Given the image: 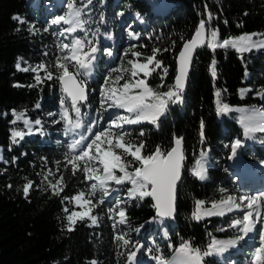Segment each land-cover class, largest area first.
<instances>
[{
	"label": "trees",
	"instance_id": "1",
	"mask_svg": "<svg viewBox=\"0 0 264 264\" xmlns=\"http://www.w3.org/2000/svg\"><path fill=\"white\" fill-rule=\"evenodd\" d=\"M87 4L88 0H77L78 6ZM37 8L30 0H0V147L3 155V160H0V264H91L92 261L97 264H128V255L136 249L137 242L143 245L144 251L149 252L151 248L154 254L155 246H158L170 258V243L175 246L182 240H189L195 247L204 250L212 235H232L234 228L229 227V215L204 216L196 220L192 213L197 200L210 204L229 192L242 191L230 182L234 181L228 179V174L220 166L227 161L232 140L241 135L238 111L230 110L220 118L216 110V93L219 90L222 102L232 108L260 102L257 94L264 88V48L237 53L231 47L213 50L203 46L195 54L182 102L169 105L157 127L149 123L135 124L127 137L134 142H145L143 155L155 150L157 145L165 151L170 149L174 136L183 138L185 161L177 186L174 216L160 226L167 232L165 236L161 231H151L147 225L150 219L157 217L150 197L130 199L128 182L118 186L110 181V189L121 188L124 203L120 207L127 215L126 223H117L119 208L115 207V201L103 197L100 190L95 191L98 196H89L84 172L78 170L73 174L71 165L67 164L66 155L71 158L82 148L78 153L69 152L63 131L64 119L60 115L66 108L71 119L78 117L56 78L59 72L53 67V78L47 79L41 70L42 82L37 83V73L16 67L19 58L47 66L54 65L58 56L68 55V50H61L60 47L64 42L58 40L47 25V18L61 8L56 6L54 14L46 18L38 14ZM126 8L137 12L146 22L145 26L136 23L134 27L139 38L126 45H116L110 60L100 53L96 76L91 81L78 74V79L87 85L89 91L87 101L79 103V118L87 138L95 128L91 119L97 108L94 91L103 84L104 76L113 66L130 68L128 60L133 59V51L142 53L137 58L144 60L152 54L153 48L160 49L157 59L163 67L148 76L147 83L166 92L174 84L176 53L201 19L218 30L219 41L241 33L264 34V0H168L167 6L160 10L153 0H92L82 13L86 23L79 34L82 36L87 32L95 41L104 33H109L115 40L122 21L127 17L124 13ZM209 12L212 13L210 21ZM14 16L20 19H13ZM213 59L216 61L215 78L210 71ZM67 63L69 71L77 73L74 62ZM164 68H167L168 74L163 77ZM128 76L132 79L130 73ZM244 86L248 90L241 95L239 90ZM13 110L27 112L33 119L40 120L44 127L42 134L36 132L19 144H13L10 133ZM57 114L58 118L48 126L47 120ZM201 121L204 123L203 140L200 136ZM112 131L118 132L115 129ZM261 136L264 138V133ZM247 149L249 147L243 149L245 154L252 155ZM257 151L252 156L263 158V147L257 146ZM200 152H207L211 162L205 180H199L188 171L192 156ZM98 165L99 162H96ZM136 166L139 165H133ZM61 176L64 179L63 190L60 195H54L49 182L54 183ZM28 180L33 184L26 198L23 185ZM242 186L247 188L246 183ZM79 191H84L85 196L96 204L92 211L98 217V223L91 224L85 217L84 220H77L73 230L68 231L66 217L77 209L71 198ZM101 200L103 202L98 203ZM110 208L113 209L111 213ZM65 209L68 211L65 212ZM118 235H124L129 244L118 241ZM252 243V240H244L241 248L254 246ZM238 251L230 258L239 263L243 259ZM203 263L221 264V261L211 256L205 257Z\"/></svg>",
	"mask_w": 264,
	"mask_h": 264
},
{
	"label": "snow or ice",
	"instance_id": "2",
	"mask_svg": "<svg viewBox=\"0 0 264 264\" xmlns=\"http://www.w3.org/2000/svg\"><path fill=\"white\" fill-rule=\"evenodd\" d=\"M92 0H88L87 5H77V0H68L66 5L67 12L65 15L57 16L51 21L52 25L63 24L68 27L63 28L59 35L63 36L65 33H75L78 29L84 30L85 21L82 18V13L87 9L88 5H91ZM207 10V9H206ZM122 14V13H121ZM13 19L19 20L20 17L14 16ZM212 19V13H208V21ZM104 21L103 14H101V22ZM48 29H45L47 31ZM31 31V29H30ZM218 30L213 29L210 24L206 23L204 19H201L191 37L184 42L177 59V75L173 85L168 87V91L161 92L158 89H154L147 83V77L150 76L156 69L163 67L162 62L157 59V54L160 49L153 48L152 54L145 58V62L141 63L138 60H129L128 64L130 68L114 69L113 72H127L130 73L132 79H126L120 87H107L110 77L106 78L105 86L101 88V104L104 106L107 103V108L125 109L129 116H121L117 119L109 122V127L98 131L95 136L91 138V142L87 143L86 147L82 148L77 155H72L67 159V164L71 165L73 174L76 171L81 170L85 174V179L95 181L91 185L92 191L89 192V196L93 195L96 190L102 192L103 197H107L110 194L108 182L112 181L116 185H123L128 182L132 185L128 189V197L130 199L138 198L143 200L145 197H151L155 203L153 207L156 209L157 217L161 220L165 218H171L175 212V200L176 189L178 181L181 179V169L183 167L184 152L182 147V137L174 136V146L168 150H164L161 146L157 145L155 150L151 151L147 155L142 154V150L146 148V144L143 140L132 141L127 137L130 133L123 131L124 124H139L143 121L150 122L153 125L158 126L159 119L164 116L170 104L182 102V94L184 91L185 81L188 77V70L192 61L193 52L202 46H207L210 49L216 48H228L235 49L237 53L249 52L252 49L264 48V39L256 40L254 37L262 36L264 34L258 33H244L236 37H228L222 41L217 40ZM95 35V33H93ZM131 36L139 34L129 33ZM87 32H85L84 38H73L71 43H62L60 45L61 50H68V55L65 57H57L54 65H45L40 63L34 68L21 69L20 61L18 60L16 67L22 71H32L37 73L35 80L37 83L42 82V77L39 75L43 70L47 79L53 78V67L59 72L56 77L59 79L62 90L71 98V109L77 114L78 119L73 121L69 116L68 109H63L62 119L65 120L67 131H73L80 128L81 122L79 117L81 115L79 103L87 100L86 84L79 80L78 74L88 76L93 62L97 58L96 54L99 51L94 42L87 41ZM86 49V50H85ZM108 55H112L111 49H104ZM134 57H140L142 53L133 51ZM67 61H74L77 66V73L69 71V64ZM154 65V67H150ZM86 70L80 73L79 70ZM167 68H164V75L167 74ZM210 71L212 76H216V61L212 60L210 65ZM140 73H143L144 79H136ZM247 75V73H246ZM121 79L122 75H116L115 80L111 83L116 84ZM20 86V85H16ZM34 85H30L32 87ZM242 93L244 90H241ZM264 95V92L261 93ZM217 96V114H225L230 111L229 106L221 104L219 102L220 91L216 93ZM110 101V103H108ZM61 103H64L62 99ZM256 112V110H253ZM13 114L16 115V119L22 118L23 113H16L13 110ZM256 116L260 119L257 122ZM119 121H123L120 123ZM15 123V121H13ZM25 125L30 122L25 120ZM35 124L39 125L40 120H36ZM243 125V133L246 138H253V134L260 132L264 133V112H256L255 116H249L241 119ZM112 128L121 129V131L114 133ZM204 123L201 121V140L204 137ZM32 129H29L31 132ZM40 131V129H35ZM28 134L24 131L15 130L12 131V143H18L19 139H23ZM141 136L144 132L141 131ZM84 137L80 140H74L69 145V152H75L77 148H80L84 144ZM107 147H102V145ZM241 145V140L236 139L232 142L231 148L233 155L236 154L237 148ZM95 149V152H93ZM116 149L122 150L117 152ZM206 153H201L203 158ZM131 157V159H128ZM15 159V158H13ZM96 162H99L101 168H97ZM134 164L139 166L133 167ZM67 166V165H66ZM132 169L129 171V169ZM117 172L119 174H117ZM193 175L203 180L206 177L205 167L202 160L197 161L196 168L193 169ZM64 179L61 176L60 179L54 183L49 182V187L53 189L54 195H60L63 190ZM33 182L28 180L23 185V193L25 197H28L30 188ZM59 186V187H58ZM11 187V185H9ZM112 191H115L113 189ZM224 191V190H221ZM83 192L78 193L71 199L74 200L81 208L86 210L81 212L72 211L67 215L68 221L66 227L68 231L73 230V226L77 223V220H84L85 217L91 220L92 224L98 223V217L92 215V208L96 207L92 200L85 199ZM64 199H68L65 197ZM103 200L98 203H102ZM124 203L119 197L116 199L115 207L119 208L118 215L119 220L117 223L123 224L127 222L126 211L120 205ZM204 201H195V210L192 213L193 219L201 220L204 216L220 215L223 216L228 212L234 210L243 211L242 218H235L229 224L230 228H237L239 232L243 233L242 236H237L236 239L229 240H217L215 237L211 239V242L207 245L206 249L202 250L199 247H195L191 241L182 240L179 246L174 247L171 243L169 248L173 249L171 258L166 257L158 246H155V255L152 259L156 261V264H203L204 258L212 255H219L226 252L230 247L237 244L239 240L244 239L250 233L258 232L259 245L255 247L252 253L250 264H264V190L256 191L252 194H240L238 197L228 195L219 201H213L211 208H204ZM68 209H65L67 212ZM112 208L109 209L111 213ZM112 218L111 216L109 217ZM155 219V218H154ZM258 222L261 224L259 229L257 228ZM222 230V229H221ZM167 236V232H165ZM118 241H123L125 245L129 244V241L125 239L124 235H118L116 237ZM137 251H139L143 245L139 242L135 245ZM152 249H149L151 252ZM137 252H130L128 255L129 261H134L135 264H139L136 261ZM91 264H97L96 261H92Z\"/></svg>",
	"mask_w": 264,
	"mask_h": 264
},
{
	"label": "rangeland",
	"instance_id": "3",
	"mask_svg": "<svg viewBox=\"0 0 264 264\" xmlns=\"http://www.w3.org/2000/svg\"><path fill=\"white\" fill-rule=\"evenodd\" d=\"M30 1L33 4H36V6L38 7L37 8L38 9V14L42 15L44 18H46L48 15H51V13L54 14L56 6H57L58 9L62 8V9H65L67 11L66 5L68 3V0H30ZM150 1H152V0H150ZM153 1L155 2V5H156L157 9H159V10L160 9H164L167 6V4H168V0H153ZM124 13H125V15L127 17L124 18V20L122 21V27L117 31V34H116L117 36H116L115 40L114 39L112 40L111 39V34H108V35H101L99 40H95L94 41L92 39L91 35L87 34L86 43H87V41L94 42L95 46L98 47V49H99L98 53L105 54L108 57V60H110L112 58V56L114 55V50H115L114 48H115L116 45H118V44L126 45L127 43L134 42L135 40H137L139 38V35H136V36L129 35V33L139 34L138 32L134 31V27L137 26L136 23H138V25H143V26L146 25V22L138 15L137 12L126 8V11ZM53 19H55L53 17V15L49 16L47 18V25L51 27L52 34L55 35L58 40H61V41L64 42L68 35L67 34H64L63 36L59 35V32L61 31V29H59L55 25L51 24V21ZM250 33H257V32H250ZM242 34H244V33H241V34H239L237 36H240ZM258 34H260V33H258ZM84 37H85V34L82 35V38H84ZM233 37H236V36H233ZM254 39L260 40V39H264V37L258 35L256 37H254ZM217 40H219L218 37H217ZM104 49H111L112 50V55H108L104 51ZM245 53H247V52H245ZM18 60L20 61L21 68H23V67L34 68V67H36L38 65V63H35V62H25L21 58H19ZM18 60H17V62H18ZM129 60H138L141 63L145 62V59L143 60V59H140V58H137V57H133V59H129ZM17 62H16V64H17ZM74 64H75V62H74ZM150 67H154V65H150ZM114 69H122V66L121 65L113 66L110 69V72L107 75L104 76L103 84L100 85L94 91L95 97L97 99V108L93 111L91 119L93 121L92 123H93L95 128H94V132L90 135V138L86 139V143H90L91 142V138L93 137V135L95 136L96 132L103 131V129L108 128L109 127V122L111 120L117 119L118 117H121V116H128L129 115V113H127L125 110L124 111L126 113L121 112V109L107 108V103L104 106H102V104H101V99H102V97H101V88L105 86L106 78L110 77V80H109V83H108L107 87L111 88V87H120L125 82V80L128 79V77H129L127 72H113ZM140 74L143 75V73H140ZM167 74H168V71H167ZM116 75H122L123 79H121L118 83L113 84V83H111V81L115 80ZM95 76H96L95 75V70L91 69L90 74L88 76H86V80L87 81H91ZM164 76L165 75L163 74V77ZM142 78H144V76H142V77L139 76L136 79H142ZM241 90H244L243 93H242ZM247 90H248V87L244 86V87L240 88L239 92H240L241 95H243V94L246 93ZM262 92H264V88L259 90V92L257 94L260 102L253 104L252 106L254 108L252 107V109H249V110H256V112H264V111L261 110V109H264V95L261 94ZM182 100H183V95H182ZM216 100H217V98H216ZM219 102L221 104H226V103L222 102L220 97H219ZM108 103H110V101ZM179 103H181V102L170 104V105L172 106V105L179 104ZM240 108H242V107H240ZM229 109L231 110L232 108L229 107ZM216 110H217V101H216ZM15 112L18 113V114L19 113H23V116H22L21 119L17 120L16 119V115H14L13 111H11V115H12L13 118H12V121H11L12 127L10 129V133L12 134L13 129L24 131L25 133H28V134H26L24 136L23 139L17 138L19 140V142L17 144H19L23 140H26L27 138L32 137L33 134L36 133V132H39L40 135L42 134L41 132L43 131L44 127L42 126L41 123L39 125L34 123L37 119H33V117H31L29 113L24 112V111H22V112L15 111ZM229 112H227V113H229ZM256 112H254L253 116L256 115ZM227 113H225V114H227ZM58 115L59 114H57L56 117H55V115L51 116L50 119L47 120L46 123L48 124V126L55 122L54 120L56 118H58ZM60 116H62V115H60ZM221 116H222V114H220V118H221ZM258 117L259 116H256V120L257 121L259 120ZM25 120L29 121L30 123L28 125H25V123H24ZM13 121H15V123H13ZM119 122L123 123V121H119ZM141 123H149V124H151L150 122H147V121H143ZM134 125L135 124H124L122 130L127 132V133H130L134 129V127H133ZM151 125H153V124H151ZM153 126L157 127V125H153ZM37 128L40 129V131H35V129H37ZM66 128H67V125H66V122L64 120V124H63V129L64 130L63 131L66 133V141H67L68 145H70L72 143V141L71 140L68 141V138H67L68 131L66 130ZM29 129H32V131L29 132ZM113 129H115L118 132L121 131V129L112 128V130ZM61 135H65V134L61 133ZM83 137L85 138V136H83ZM244 139H249V138L244 137ZM11 140H12V136H11ZM102 147L106 148L107 145L106 144L102 145ZM247 147H249V149H247V150L250 151V153L252 155L258 153L257 148L255 146L250 145V146H247ZM78 150H80V148H77L75 153H78ZM201 153L202 152H200V153H198L196 155H193L192 158H191L190 165L188 166V171L191 172L192 174H193V169H194L197 161L202 158L201 157ZM205 153H206V155L204 156L205 158L203 157V159H205L203 161V163H204V167L206 168L205 169V172H206L208 167L211 165V162L209 160L208 153L207 152H205ZM187 158H190V156L186 157V159ZM0 160H3L1 147H0ZM206 164H207V166H206ZM254 164H255L254 162H250L249 163L250 166L251 165L253 166ZM220 166H221L222 171L226 172L228 174V179H231V180L234 181V182L230 181L231 183H234L235 185H237L240 190L245 189V188H242L243 187L242 185H243L244 181H241L240 179H238V176L233 172V170L231 168L228 167L227 163H223L222 162V164ZM101 167L102 166H100V165L97 166V168H101ZM207 177H208V175L206 174L205 179H207ZM196 178H198V177L196 176ZM205 179H203V180H205ZM199 180H201V179H199ZM86 181H87V183L89 185L88 189H89V192H90V191H92L91 185L93 183H95V181H90V180H86ZM245 183H247V185H248L247 188H246L247 191L251 190V188L252 189H259L260 191L264 190V183H260V186H259V184L256 185V184H252L251 182H245ZM129 185H130L129 188H131L132 185L130 183H129ZM114 189H115V191H111L110 190L109 196H107L105 198H108V199H110L112 201H115V203H116L117 197H119L121 199L122 192H121V188L120 187H117V188H114ZM80 192H83L85 194L84 191H79L78 193H80ZM78 193H76L74 196H76ZM93 195H97V194L94 193ZM228 195H232L234 197L235 196H239V195H237L236 192H229L226 196H228ZM84 198L85 199H89L86 196ZM73 203L75 205H77V209L75 210L76 212H81V211L86 210L84 208H81L80 205L77 204L74 200H73ZM91 214L96 216V214H94L93 211L91 212ZM167 219L168 218H165V219L161 220L160 218L155 217V219L154 218L150 219L148 221L147 225L151 229V231H154V232L161 231L162 234L165 235V232H166L165 229L160 228V226H162L163 223ZM88 220L91 222L90 219H88ZM91 224H92V222H91ZM252 242H253L252 245H254V246H247L246 250L242 251V256L245 259L251 258L252 257V251H251L252 248H255V247H257L259 245V235L258 234L256 235V237L254 239H252ZM144 245L145 246L147 245L146 242H144ZM147 248H149V246H147ZM208 257H211V256H208Z\"/></svg>",
	"mask_w": 264,
	"mask_h": 264
},
{
	"label": "water",
	"instance_id": "4",
	"mask_svg": "<svg viewBox=\"0 0 264 264\" xmlns=\"http://www.w3.org/2000/svg\"><path fill=\"white\" fill-rule=\"evenodd\" d=\"M198 25V24H197ZM194 33V32H193ZM193 33H192V35H193ZM192 35L188 38V39H191V37H192ZM188 39H186V40H188ZM186 40H184L183 42H182V44L180 45V48L178 49V51H177V53H176V56H175V68H176V70H175V75H174V78H173V81L175 82V77H176V75H177V67H178V65H177V59H178V56H179V53H180V51H181V49L183 48V44H184V42L186 41ZM203 47V46H202ZM202 47H198L194 52H193V57H192V61H191V64H190V67H189V70H188V77H187V79H186V81H185V86H184V91L186 90V88H187V84H188V78H189V74H190V71H191V67H192V63H193V60H194V57H195V54H196V52L200 49V48H202ZM70 72H72V71H70ZM74 73V72H73ZM78 78V77H77ZM59 83H60V81H59ZM60 86H61V89H62V85H61V83H60ZM63 91V90H62ZM86 91H87V99H88V97H89V91H88V88H87V85H86ZM183 91V92H184ZM63 93L67 96V94L63 91ZM68 97V96H67ZM69 98V100L71 101V98L70 97H68ZM87 101V100H86ZM85 101V102H86ZM72 102V101H71ZM85 102H80V103H85ZM174 146V139H173V144H172V146L171 147H173ZM170 147V148H171ZM182 147H183V152H184V142L182 141ZM184 161H185V154H184ZM184 161H183V164H184ZM182 172H183V167H182V169H181V176H182ZM178 183H179V181H178ZM177 186H178V184H177ZM176 191H177V189H176ZM151 198V197H150ZM151 200H152V203H153V205H154V203H155V201L151 198ZM175 203H176V200H175ZM155 211H156V209H155ZM157 214V213H156ZM173 216H174V214H173ZM172 216V217H173ZM171 217V218H172Z\"/></svg>",
	"mask_w": 264,
	"mask_h": 264
},
{
	"label": "bare ground",
	"instance_id": "5",
	"mask_svg": "<svg viewBox=\"0 0 264 264\" xmlns=\"http://www.w3.org/2000/svg\"><path fill=\"white\" fill-rule=\"evenodd\" d=\"M144 79V78H142ZM217 101V100H216ZM230 107V106H229ZM232 108V107H230ZM249 116H253V113L252 112H248L246 117H249ZM244 117V118H246ZM259 119V118H258ZM205 158V157H204ZM200 160H202V162L205 160L203 158H201ZM197 166V163L195 165L194 168H196ZM207 166V164H206ZM206 169V168H205ZM237 171L242 175L243 178L247 179V180H253V179H256V177L254 175L251 174V172L248 170V165L246 166H243V167H237ZM206 173V172H205ZM252 184H257V183H252Z\"/></svg>",
	"mask_w": 264,
	"mask_h": 264
}]
</instances>
